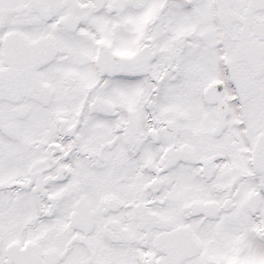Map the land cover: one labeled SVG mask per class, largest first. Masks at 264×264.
<instances>
[{
	"label": "snow or ice",
	"instance_id": "1",
	"mask_svg": "<svg viewBox=\"0 0 264 264\" xmlns=\"http://www.w3.org/2000/svg\"><path fill=\"white\" fill-rule=\"evenodd\" d=\"M0 264H264V0H0Z\"/></svg>",
	"mask_w": 264,
	"mask_h": 264
}]
</instances>
